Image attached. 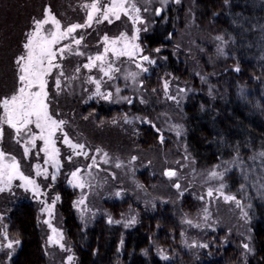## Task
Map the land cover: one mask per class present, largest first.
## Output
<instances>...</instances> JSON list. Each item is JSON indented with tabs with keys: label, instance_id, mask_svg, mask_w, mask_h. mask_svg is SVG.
<instances>
[{
	"label": "rangeland",
	"instance_id": "1",
	"mask_svg": "<svg viewBox=\"0 0 264 264\" xmlns=\"http://www.w3.org/2000/svg\"><path fill=\"white\" fill-rule=\"evenodd\" d=\"M74 1L69 4L70 12H68L59 6L58 0H0V98L10 97L15 93L18 87V73L14 61L24 53L23 44L26 41V34L32 30L35 19L43 18L45 9H50L63 26L85 23L87 12L90 9H86L84 5L90 4L92 0ZM108 2L109 0H101L102 5ZM130 2H135L141 9L140 16L143 23L134 24L132 20L122 15L119 20L113 19L112 23L93 22L91 27L78 29L73 36L83 37L79 46L72 39L62 42L64 45H70L73 50L65 52L64 58L57 60L62 65L64 75H59L61 69H54L52 74L47 77L50 111L53 114L54 108L57 112L56 115L53 114L54 118L66 121L64 132L73 142L85 145V151L89 153L88 159L83 156H73L72 161L69 162L66 157L72 155V151L61 143L63 137L61 133H57V147L61 151L62 167L58 173H55L56 180L53 181L51 175L55 169L44 164V155L38 151V148L42 147V142L37 141L38 148L32 150L31 155L25 158L23 147L16 142L13 130L4 126L0 149L20 161L21 170L25 175L36 180L43 195L34 197L30 191L17 187L20 183L18 180L13 181L11 190L0 192V235L6 230L11 240L21 241L8 231L10 210L22 202L33 203L39 212V225L44 235L48 264H80L78 247L80 250L84 249V243L79 236L87 234L88 230H93L100 221L109 226L122 227L124 231L132 230L139 223L141 213L152 215L156 211H160V208L169 206L180 225L181 237L174 244L175 251L179 247L174 254L158 251L161 259L168 262L181 260L184 256L190 257L194 262L200 261L202 258L213 259L217 257L213 251H222L223 248L233 245L241 253V264H246L247 260L255 253L251 207L245 203L246 201L236 197L243 205L242 212L240 208L236 207L235 202H226L222 196L218 197L215 189H218L221 183L225 185L224 194H231L226 192L227 185L224 179L223 181L210 179L209 174L216 171L224 173L225 177V168L228 166H224L225 163H220L209 169L199 168L189 154V148L184 140L187 130H185V116L182 110L189 96L194 94V89L178 80H169L167 92L164 88V108L160 113L150 104L152 94L143 83L144 78L157 61L154 63L143 61L142 65L147 68L146 72L136 66L137 63H141L139 55H146L150 59L149 55H155V51L151 54L146 52L142 44L143 35L152 31L151 27H155V23L162 13L167 15L164 20L167 22L169 14L175 13L173 9L177 7H183L185 15L184 27L178 37L179 45L175 46L177 50L185 52L187 55L190 54L192 57L199 44L198 40L202 38L196 31L197 0H179V3L176 0H130ZM252 4L258 7V2L255 0ZM145 8L147 11H144ZM157 9H161L159 15L156 14ZM46 28L51 29V25H47ZM137 28L140 29L138 33L136 32ZM122 33L129 39L133 35L138 36L134 43L140 46L141 51L134 60L127 57L117 58L109 52L105 60V67L111 62L113 68L119 69V71H113L110 74L111 79L104 76L98 67L91 70L83 67L85 63H88V57L103 54L106 47L103 41L105 35L111 40L119 38ZM209 40L213 39L208 38ZM213 43L215 49L216 43L215 41ZM116 46L123 47V42H119ZM225 49L223 46L220 52L223 53ZM75 52L83 53V55H76ZM208 53L200 51L199 54L207 56ZM200 56L193 58L194 69L200 79L204 81L207 75L199 62L198 57ZM77 67L80 69L79 72L76 71ZM129 73H136L135 80L128 77ZM89 77L100 82L101 92L112 93L111 100L95 95L96 85L89 81ZM126 77L128 78L126 79ZM56 78L61 81L59 89L56 88ZM117 88L120 89L119 93L116 91ZM180 89H184V91H180ZM169 96L174 99H169ZM74 97L84 99L82 103H85L86 106L94 102L109 104L119 109H125L127 105L135 106V109L125 110L124 115L120 113L115 120L109 121L110 126L104 130L102 129L103 124L108 121H102L101 126L92 127L80 123L82 120L77 121L74 116L68 118L69 114H65L63 109H67L69 105L66 103L71 102ZM146 97L149 98L146 99ZM149 105L151 107H148ZM142 109H144L143 113L139 112ZM160 114L162 115L160 116ZM0 115H2V110H0ZM144 125H153L159 133V141L156 140V146L154 141L147 142L140 135ZM104 132H107L108 135ZM139 137L143 141L142 144L140 142V145L138 144ZM145 143H148V147H145ZM97 149H100L99 154H97ZM105 152L108 154L107 163L102 162L105 159L103 155ZM93 156L99 167L88 168ZM132 157H136V159L133 161ZM117 163L121 167L117 168L115 166ZM37 164L42 169H48V179L36 176L35 165ZM76 168L84 170L81 175L87 183L83 190L73 188L68 183L71 178L70 173ZM169 169L175 170L176 175L171 178L164 175L165 171ZM140 175L144 176L140 178ZM141 181L146 183L143 184ZM177 183L180 185L179 189L174 186ZM66 187L70 188L76 196L73 201V211L80 224V231L76 236L78 242L73 240L68 233L67 217L61 210L63 190ZM209 188L214 189L213 198L206 195ZM57 196H59V200H56ZM82 197L85 199V204L75 206ZM244 198L246 199V197ZM41 200H44L45 203L42 204ZM120 200H131L132 204L128 212L121 213L117 218L112 215L106 205L108 202ZM53 203L55 207L52 209V215L49 216L45 207ZM205 209H207V219H205ZM244 212L247 213V216H244ZM46 220L50 221L51 227L45 223ZM109 220L112 222L110 223ZM189 220L192 222L191 224L186 222ZM52 228L57 230L56 233L52 232ZM49 237H52V242L49 241ZM4 243L6 242L0 239V245ZM194 244L197 246L193 247ZM199 244H207L208 247L202 248L198 246ZM244 244H248L249 250L244 248ZM21 247L22 241L13 250L0 247V264L12 263ZM122 249L123 247L119 249V252H122ZM69 256L72 257L71 261L68 260ZM116 264L123 263L118 261Z\"/></svg>",
	"mask_w": 264,
	"mask_h": 264
},
{
	"label": "trees",
	"instance_id": "2",
	"mask_svg": "<svg viewBox=\"0 0 264 264\" xmlns=\"http://www.w3.org/2000/svg\"><path fill=\"white\" fill-rule=\"evenodd\" d=\"M253 1L197 0L196 31L202 38L192 57L176 47L184 27L185 9H173L175 13L169 14L167 22H164L167 15L162 13L155 27H151L152 31L143 35L146 52L155 51V55L149 56L157 61L143 83L152 94L150 104L160 113L164 108L165 82L178 80L192 86L194 94L189 96L182 110L187 130L184 140L189 154L201 169L213 168L220 163L228 166L224 177L226 192L251 207L255 253L246 264H264V155H261L264 153V0H255L258 7L252 4ZM72 2L75 1L58 0L63 10H68ZM208 38L213 40L208 41ZM223 46L226 49L221 53ZM200 51L209 52L208 57L200 56ZM198 55L207 75L204 81L194 69L193 58ZM237 68L239 71L235 70ZM83 100L74 97L66 103L69 106L63 109L64 113L69 114L68 118L74 116L77 121L82 120L80 123L92 127L108 121L103 124L104 130L120 113L124 115L125 110L135 109V106L119 109L94 102L86 106ZM52 112L57 114L54 108ZM140 135L147 142L154 141L155 146L159 141V133L153 125H144ZM138 140V144H142L140 137ZM75 197V193L66 187L61 210L67 217L68 233L78 242L76 236L80 224L73 211ZM130 202L120 200L108 202L106 206L117 217L128 212ZM160 209L152 215L141 213L139 223L132 230L124 231L122 227L101 221L97 223L93 230L79 236L84 243V249L78 247L80 264H116L118 261L123 264L242 263L241 253L233 245L213 251L217 255L213 259L202 258L197 262L188 256L170 262L161 259L159 250L171 255L179 249L175 251L174 244L180 240L181 228L169 206ZM10 211L8 231L22 241L17 257L10 264H48L37 206L22 202ZM121 247L122 252H119Z\"/></svg>",
	"mask_w": 264,
	"mask_h": 264
},
{
	"label": "snow or ice",
	"instance_id": "3",
	"mask_svg": "<svg viewBox=\"0 0 264 264\" xmlns=\"http://www.w3.org/2000/svg\"><path fill=\"white\" fill-rule=\"evenodd\" d=\"M176 2L179 3V0H176ZM84 7L90 9V11L87 12L84 24L75 23L63 26L61 21L52 14L50 9H45L43 18L34 20L32 30L26 34V41L23 44L24 53L19 55L14 61L17 66L18 87L15 93L10 97L0 98V110H2V115H0V142L3 140L5 125L13 130L16 142L23 147V156L25 158L31 155L32 150L38 148L37 141L42 142V147H39L38 151L42 152L44 155V164L50 165L55 169V172L51 175V180L53 181L56 180L55 173H58L62 167L60 159L61 151L57 147V133H61L63 137L61 143L65 144L72 151V155L66 157L69 162L72 161L73 156H83L85 159L89 158V153L85 151V145L83 143L73 142L68 134L64 132L63 128L66 121L54 118V115L50 111L47 77L52 74L54 69H61L59 75L63 76L64 72L62 65L59 64L57 60L63 59L65 52L73 51L70 45H64L62 42L72 39L73 42L79 46L83 37L76 38L73 36L78 29L91 27L93 22L102 23L107 21L112 23L113 19L119 20L122 15L132 20L134 24L143 23L140 16L141 9L135 2H130V0H109L108 3L103 5L101 0H92L90 4H85ZM144 11H147V8H145ZM160 12L161 9L156 10L157 15H159ZM47 25H51V29H47ZM139 31L140 29L137 28L136 32L138 33ZM136 39H138L136 35H133L131 39H129L127 35L122 33L119 38L110 40L109 37L105 35L103 41L106 47L104 48L103 54L88 57V63H85L83 67L88 70L98 67L99 71L103 73L104 76L111 79L112 76L110 74L113 71H119V69L113 68L111 62L105 67V60L108 53L111 52V54L117 58L127 57L128 59L134 60L141 51L140 46L134 43ZM217 39L222 40L223 38L217 37ZM121 41L123 42V47H117L116 45ZM58 45L59 47H57ZM157 51H159V49H157ZM74 54L83 55V53L80 52H75ZM139 59L141 63H137L136 66L140 68L141 71L145 72L147 68L143 67L142 62H155L146 55H139ZM79 70V67H77L76 71L79 72ZM235 70L239 71V68ZM128 77L135 80L136 73H129ZM128 77H126V79ZM89 81L96 85V96L111 100L112 93L101 92L100 82L98 80L89 77ZM55 84L56 88L59 89L61 86L59 78H56ZM164 88L167 92V82H165ZM116 91L119 93L120 89L117 88ZM180 91H184V89H180ZM89 98L91 99L92 97ZM168 98L174 99V97L171 96ZM86 118L87 117H85V119ZM96 151L97 154H99L100 149ZM103 155L105 159L102 162L107 163L108 154L105 152ZM261 155H264V153ZM135 159L136 157H132L133 161ZM115 166L117 168L121 167L119 163ZM87 167H99L94 156L91 157V164ZM82 171L84 170L76 168L70 173L71 178L68 180V183L73 188H79L81 190L85 188L87 181L81 175ZM226 171H228L227 168L225 169V172ZM35 173L36 176H43L45 179L49 178L48 169H42L39 164L35 165ZM164 175L171 178L176 175V172L175 170L169 169L165 171ZM209 178L223 181L224 173L213 171L209 174ZM17 180L20 181L17 187L23 188L25 191H30L34 197L43 195L40 185L36 180L29 175H25L21 170L20 161L17 160L15 156L0 149V192L11 190L13 181ZM174 186L177 189L180 188L179 183ZM224 187L225 185L221 183L219 188L215 189V192L218 193V197L222 196L226 202H235L236 207L240 208L243 212L241 201L235 196L224 194ZM117 195H119V193H117ZM206 195L209 198H213L214 189L209 188ZM59 199V196H57L56 200ZM201 199H203V197H201ZM40 202L42 204L45 203L44 200ZM84 204L85 199L82 197L75 206L78 207ZM54 207V203L46 205L45 211L49 216L52 215V209ZM205 213V219H207V209H205ZM244 216H247L246 212H244ZM109 222L111 223L112 221L109 220ZM186 222L189 224L192 223L190 220ZM45 223L49 224V227H51L50 221L46 220ZM56 231L55 228H52L53 233H56ZM0 239L6 242L0 245V247L9 250H13L16 245L21 243L19 240H11L6 230L0 235ZM49 241L52 242V237H49ZM192 246L195 247L197 245L194 244ZM198 246L202 248L208 247L207 244H199ZM61 247H63V245H61ZM244 248L249 250L248 244H244ZM71 259L72 257L69 256L68 260L71 261ZM165 259H167V257H165Z\"/></svg>",
	"mask_w": 264,
	"mask_h": 264
}]
</instances>
